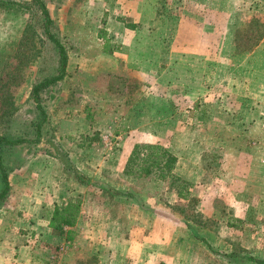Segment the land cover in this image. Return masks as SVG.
<instances>
[{"label":"rangeland","instance_id":"obj_1","mask_svg":"<svg viewBox=\"0 0 264 264\" xmlns=\"http://www.w3.org/2000/svg\"><path fill=\"white\" fill-rule=\"evenodd\" d=\"M44 2L66 75L40 92L39 141L1 147L0 264L264 258V0ZM57 64L39 12L0 9V135L34 139L31 90ZM134 144L176 155L188 184L125 174ZM69 200L67 237L49 213Z\"/></svg>","mask_w":264,"mask_h":264},{"label":"trees","instance_id":"obj_2","mask_svg":"<svg viewBox=\"0 0 264 264\" xmlns=\"http://www.w3.org/2000/svg\"><path fill=\"white\" fill-rule=\"evenodd\" d=\"M0 9H5L12 12H39L41 28L43 30L44 36L53 44V47L58 54V64L56 72L46 77L39 82L35 83L31 90V97L35 103V107L38 111V119L35 122V132L36 135L34 139H18L9 140L7 137L0 135V151L1 147L5 144L17 145L24 142H38L41 137V128L44 122L47 120V113L41 104L40 92L43 88L50 86L51 84L61 80L66 75L67 66V51L65 45L57 37L56 33L53 31V20L49 13V10L44 2V0H0ZM130 28L133 25H128ZM108 48L104 47V51ZM177 162V157L167 149L163 148L159 144H134L124 166V173L127 175H135L137 177H148L156 174L157 177L161 179L172 178L173 182L180 181L181 189L188 183L184 182L179 176L172 173V170ZM76 176L85 182H89V179L81 173L79 170L74 168ZM0 202L4 199L9 191V180L7 170L3 164L1 152H0ZM95 184H99L101 187L105 186L104 183L99 181H93ZM112 190L111 192H116L120 194H127L132 196L130 193H125L111 187L107 188ZM180 194L181 191H180ZM81 209L80 201L69 200L62 204H55L49 213V225L60 234H67V230L64 227L72 228L79 216ZM188 224V223H187ZM189 226V225H188ZM190 227V226H189ZM228 257L235 261H240L242 264L252 263V264H264V258L253 257L249 255H241L236 252H230ZM235 257L237 259H235Z\"/></svg>","mask_w":264,"mask_h":264},{"label":"crops","instance_id":"obj_3","mask_svg":"<svg viewBox=\"0 0 264 264\" xmlns=\"http://www.w3.org/2000/svg\"><path fill=\"white\" fill-rule=\"evenodd\" d=\"M72 199H75V198H72ZM83 212H84L83 210H80V213H79L78 219L81 218L80 215H81ZM78 221H79V220H78ZM78 221H76L75 225H78V224H79ZM75 225H74V226H75ZM55 238H56V237H55ZM63 240H66V238H64ZM66 251H68V250H66ZM76 252L83 253V252L80 251V250H76ZM71 254H72V253H69V252H68L67 255H71ZM122 254H126L125 256H127V257H128V256L130 257V255H131L130 251L128 252V250L124 251ZM157 256H158V255H157ZM129 257H128V258H129ZM130 260H131V259H125L123 263H124V264H136V263H138V262H137V259H135V260L132 259L134 262H132V261H130ZM115 261H116V260H115ZM113 262H114V261H113ZM112 264H113V263H112ZM114 264H115V263H114ZM141 264H143V263H141ZM144 264H148V262H144Z\"/></svg>","mask_w":264,"mask_h":264}]
</instances>
